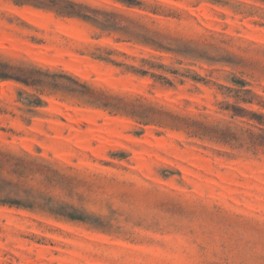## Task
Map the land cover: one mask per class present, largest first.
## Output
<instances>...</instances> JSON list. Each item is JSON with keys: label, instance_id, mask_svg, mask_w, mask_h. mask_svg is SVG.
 Masks as SVG:
<instances>
[{"label": "rangeland", "instance_id": "374dc122", "mask_svg": "<svg viewBox=\"0 0 264 264\" xmlns=\"http://www.w3.org/2000/svg\"><path fill=\"white\" fill-rule=\"evenodd\" d=\"M75 1L0 0V264H264V0Z\"/></svg>", "mask_w": 264, "mask_h": 264}, {"label": "trees", "instance_id": "16d2710c", "mask_svg": "<svg viewBox=\"0 0 264 264\" xmlns=\"http://www.w3.org/2000/svg\"><path fill=\"white\" fill-rule=\"evenodd\" d=\"M7 1L11 2L15 6H30L35 9L47 11L54 14L56 17L76 19L84 23L93 25L100 30H106L114 26V24H111L110 20L105 17L106 13L96 10L91 6L82 3L80 1H75V0H7ZM116 1H119L120 3H123L127 6L139 5V3L136 2V0H116ZM117 29L119 28H116V30ZM0 66L4 68V69L0 68L1 80L12 79L25 86L40 85L39 82L29 80L30 78H27V76H25L27 75V72L24 71L21 67H16L14 70L19 73L18 75H20V77H24V78H17V77L14 78L13 76L9 75L8 73L12 69V67H9L7 64L3 63L0 64ZM138 73L146 74V72H138ZM151 76L156 79H161L160 77H157L153 74ZM240 85L244 86L242 82ZM38 103H41L40 100H38ZM229 109L230 111L233 112V115L235 116L244 117L248 115V112H246V110H244L239 106H230ZM263 116H264L263 114L252 113L250 114L249 118L257 121L258 118H263ZM8 162L9 161L3 160L2 153L0 152V166H4ZM2 184L3 181L0 180V194L4 191ZM0 206L24 207L22 204H20V202L14 199H10L8 196L0 198ZM73 219H78V218H73Z\"/></svg>", "mask_w": 264, "mask_h": 264}]
</instances>
